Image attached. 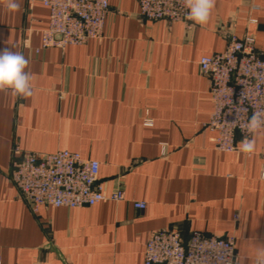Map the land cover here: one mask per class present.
Listing matches in <instances>:
<instances>
[{
	"label": "crops",
	"instance_id": "1",
	"mask_svg": "<svg viewBox=\"0 0 264 264\" xmlns=\"http://www.w3.org/2000/svg\"><path fill=\"white\" fill-rule=\"evenodd\" d=\"M191 23L144 20L137 0H109L98 39L42 47V1L9 11L0 0V50L24 54L33 87L27 99L0 90V264H143L146 240L164 228L232 235L240 264H257L264 132L250 156L214 148L198 59L224 50L227 32L264 51V0H216L206 24ZM15 146L95 159L124 197L33 213L10 179Z\"/></svg>",
	"mask_w": 264,
	"mask_h": 264
},
{
	"label": "built area",
	"instance_id": "2",
	"mask_svg": "<svg viewBox=\"0 0 264 264\" xmlns=\"http://www.w3.org/2000/svg\"><path fill=\"white\" fill-rule=\"evenodd\" d=\"M48 9V25L41 31V46L79 45L98 39L109 10V0H41ZM144 20L182 22L192 26L184 0H137ZM255 7V6H254ZM256 8V7H255ZM224 50L202 55L200 72L208 77L212 109L205 127L213 133L218 151L241 153L248 119L264 112V51L254 47L250 34L225 33ZM145 126L152 125L149 117ZM264 162V144L260 152ZM264 176V168L261 172ZM10 179L19 196L36 213L43 205L81 207L100 201L123 199L122 188L107 190L99 178V162L78 152L58 149L38 153L13 147ZM143 209L145 203L133 202ZM143 264H240L232 235H207L191 231L187 237L174 229H159L146 240Z\"/></svg>",
	"mask_w": 264,
	"mask_h": 264
},
{
	"label": "clouds",
	"instance_id": "3",
	"mask_svg": "<svg viewBox=\"0 0 264 264\" xmlns=\"http://www.w3.org/2000/svg\"><path fill=\"white\" fill-rule=\"evenodd\" d=\"M9 11H19L23 0H2ZM216 0H184L185 7L189 10L187 16L196 24H206ZM29 60L19 51L11 48L0 50V90H10L11 94L27 99L33 95L31 73L25 71ZM248 135L264 132V112H254L246 124ZM241 153L252 154L256 150L255 140L246 135L240 142ZM257 264H264V250L257 258Z\"/></svg>",
	"mask_w": 264,
	"mask_h": 264
}]
</instances>
